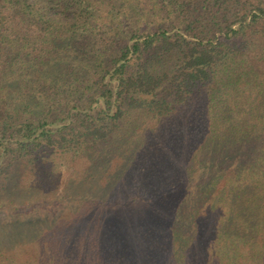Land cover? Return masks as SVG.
Listing matches in <instances>:
<instances>
[{"label":"trees","instance_id":"16d2710c","mask_svg":"<svg viewBox=\"0 0 264 264\" xmlns=\"http://www.w3.org/2000/svg\"><path fill=\"white\" fill-rule=\"evenodd\" d=\"M141 263L264 264V0H0V264Z\"/></svg>","mask_w":264,"mask_h":264},{"label":"rangeland","instance_id":"374dc122","mask_svg":"<svg viewBox=\"0 0 264 264\" xmlns=\"http://www.w3.org/2000/svg\"><path fill=\"white\" fill-rule=\"evenodd\" d=\"M139 165H140V163H137V166H139ZM125 216H128L127 213H126ZM128 217L133 219V220H135V221H137V225H133L132 228H130L126 233L129 234L128 238L132 241V245L135 244L136 247L138 248L140 246V241L133 242V239H140L141 236H143L145 234H148L151 231V229L150 228H146V226L140 222L141 220H143V218H142L143 216L140 217V216H137V215H134V214H130ZM123 232H125V231H123ZM135 257H139L138 254L135 255Z\"/></svg>","mask_w":264,"mask_h":264}]
</instances>
